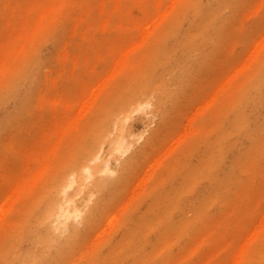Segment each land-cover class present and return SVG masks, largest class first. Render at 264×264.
<instances>
[{
	"label": "bare ground",
	"instance_id": "bare-ground-1",
	"mask_svg": "<svg viewBox=\"0 0 264 264\" xmlns=\"http://www.w3.org/2000/svg\"><path fill=\"white\" fill-rule=\"evenodd\" d=\"M73 1L0 0V17L8 16L0 26L3 41L0 84L7 83L0 89V110L12 104L0 123V149L8 130L32 112L42 80L49 86L45 108L50 113L49 119L43 120L35 146L13 149L22 160L21 167L14 169L21 170V175L13 172L6 180L0 229L9 212H15L17 218L20 216L17 225L14 222L9 226L2 241L0 264H78L75 260L78 250L100 227L134 172L140 170L160 128L178 110L187 90L199 86L203 76L208 81L213 70L223 71L224 64L220 61L223 48L227 44L230 51L231 47L235 48L228 38L241 0H102L97 22L89 21L91 8L87 7L83 16L75 18L73 36L79 39L78 54L73 55L68 47L63 49L64 61L74 66L65 75L71 80L77 77L78 68L82 71L78 90L65 97L50 81L49 74L44 75L47 58L27 52L41 37L55 36L58 22L69 14ZM10 2L14 4L7 13ZM179 4L181 10L171 25L152 42L157 48L148 54L146 63L132 68L128 82L115 94L111 105H103L92 122L87 120L109 78L124 73L127 65L134 67L132 63L140 48L158 30L159 20ZM99 31L110 38L106 42L97 39ZM86 43L102 48L89 53L83 49ZM257 54L258 51L246 58L241 71L254 64ZM142 61L143 58L138 64ZM22 62L21 69H17ZM104 63H114V67L101 83L97 69ZM235 74L232 73L229 82L237 79L238 73ZM256 75L257 80L230 101L224 97L232 92L234 83L218 84L216 95L223 100L221 118L212 130L214 134L209 132L211 136L207 137L202 157L197 163L188 161L180 168L179 182L173 192L157 191L146 213L120 227V239L109 255L111 264L127 255L134 258L133 264H155L157 245L151 242V233L160 235L170 230L173 239L182 237L193 225L209 218L215 207L231 199L234 193H240L250 170H260L264 162V119L259 120L256 115L264 95V64ZM26 79L30 82L27 88ZM211 105L208 101L201 111H207ZM228 106L229 112L225 111ZM144 109H150L161 123L144 146L123 160L120 154L128 153L131 145L127 123L134 113ZM229 138L248 143L235 160L225 165L224 146ZM105 143L112 144L108 155L115 160V169L110 168L109 160L101 152ZM72 150L73 154L68 155ZM172 151L164 156L168 157ZM163 163L160 159L149 170ZM56 173L59 175L53 178ZM205 180H211L209 188L189 203L184 202V196ZM72 188L78 194L90 193L85 213L71 209ZM181 205L187 211L175 222L173 212ZM253 238L256 241V233ZM26 241L32 247L22 251L21 245ZM150 246L153 248L149 250ZM167 252L165 248L163 253ZM255 253L248 242L240 248L236 264ZM92 255L91 264L104 262L100 254Z\"/></svg>",
	"mask_w": 264,
	"mask_h": 264
},
{
	"label": "rangeland",
	"instance_id": "rangeland-1",
	"mask_svg": "<svg viewBox=\"0 0 264 264\" xmlns=\"http://www.w3.org/2000/svg\"><path fill=\"white\" fill-rule=\"evenodd\" d=\"M13 1L17 2L18 0ZM13 4L10 2L7 13ZM101 4L102 0L73 1L69 14L58 22V31L55 36L49 39L41 37L28 49L27 55L37 53L40 57L47 58L48 67L44 69V75L49 74L50 81L58 88L59 93L64 92L65 97H68L72 91L78 90L82 71L81 68H78L77 77L71 80L69 76L65 75V72H72L74 66L71 62L64 61L63 49L68 47L73 55L78 54L79 39L73 36L75 18L83 16L87 7L91 8L89 21L97 22V12ZM180 10V4L176 5L172 11L159 20L158 30L150 37L148 43L140 48L135 62L132 63H135L134 67L127 65L123 70L124 73L109 78L99 95L97 106L90 111L87 120L92 122L102 110L103 105H111L109 103L114 101L115 94L124 83L128 82L127 78L132 68L137 65L141 67L146 63L148 54L157 48V46L153 47L152 42L167 30ZM7 17H0V26L5 23ZM231 31L228 43L235 44V46L233 44L235 51L233 47L230 51L227 42L225 43L227 45L223 48L220 58L221 63L224 64L223 71L213 70L208 81L203 76L199 86H193L187 90L179 103L178 110L169 114V120L160 128L161 132L157 135L153 145H150V150L141 162L140 170L134 172L120 191L118 200L110 208L100 227L89 240L86 239V242L78 250L75 259L78 264H91L92 253L101 255L102 261H104L101 264H111L109 255L116 248L115 244L120 239V227L129 225L131 219H137L146 213L157 191H163L166 194L173 192L179 182L182 171L180 168L188 161L193 164L197 163L202 157V153L207 147V137L211 136L209 132L214 134L212 130L217 127L221 118L220 105L223 100L222 97L216 95L218 84L229 82L233 76L232 73H238L237 79L229 82L230 85L234 83L232 92L224 97L230 101L234 97L236 98L238 92H244L250 84L252 85L257 80L258 69L264 64V0H241L239 9L235 12ZM96 36L103 42L110 38L102 31H99ZM2 42L0 40V44ZM101 48L102 46H94L91 43L83 45V49L89 53ZM256 51H258V58L254 64L241 71L246 58ZM232 52L234 54L230 55ZM142 58L143 61L140 65L138 63ZM23 64L24 62L19 64L17 69H21ZM113 67L114 63L99 65L97 69L101 77L99 82H104L109 70ZM17 69L16 71H18ZM26 80L25 88L30 84L29 80ZM5 85L7 83L0 84V89H4ZM48 87L42 80L40 90L35 95V104L32 112L30 111L31 114L29 113L18 126H14L4 135L0 149V207L7 191L6 180L13 172L17 174L21 172V170H14L21 167L22 160L19 155L13 152V149L15 147L26 149V147L35 146L40 127L44 126L43 122L50 117L49 111L45 108V98L49 94ZM208 101L212 102V105L207 111H201L203 105ZM260 102L261 106L256 115L259 120L264 119V95ZM11 109L12 104L10 103L6 108L0 110V123ZM225 111H230L229 106L225 108ZM150 112V109H144L142 112L134 113L129 119L127 124L131 135L128 137V142H131V145L128 153L120 154L123 160L144 146L151 132L156 130L161 123L160 118L154 117ZM247 143L246 140L239 142L235 138H229L224 146L223 163L228 165L235 160L240 155L242 147H246ZM111 148L112 144L105 143L101 152L109 160L110 168L115 169L116 162L108 155ZM172 149V153L165 157V153ZM73 151L68 155L73 154ZM160 159L164 162L163 165L149 170ZM58 175L59 173L54 174L53 178ZM211 183V180L200 183L194 191L184 196V202L189 203L199 194L204 193ZM230 197L231 199H227L225 203L222 202L215 207L209 218L193 225L182 237L173 239L174 236L170 230L160 235L151 233V242L155 246L157 245V250L154 248L158 253L155 264H236L240 248L248 242L250 249L256 253L245 257L240 264H264V162L261 164L260 170H250L244 188L240 193H234ZM69 198L73 201L72 210L85 213L91 195L88 192L78 194L72 188L69 191ZM186 211L184 205L175 209L173 212L174 221H180ZM19 216L17 218L15 212L11 214L9 212L4 226L0 229V246L6 232L9 231V226L14 222V226L17 225ZM189 216L191 214H188ZM71 224L69 222V225ZM71 229L72 227H70ZM255 233L256 241L253 238ZM31 247L32 244L26 241L22 243L21 250L26 251ZM152 248L150 246L149 250ZM165 248L168 249V254L163 253ZM133 263L134 258L129 255L121 256L114 261V264Z\"/></svg>",
	"mask_w": 264,
	"mask_h": 264
}]
</instances>
